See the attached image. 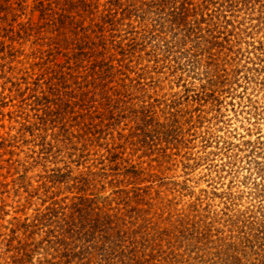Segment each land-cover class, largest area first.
<instances>
[{
	"label": "rangeland",
	"instance_id": "374dc122",
	"mask_svg": "<svg viewBox=\"0 0 264 264\" xmlns=\"http://www.w3.org/2000/svg\"><path fill=\"white\" fill-rule=\"evenodd\" d=\"M6 15L0 264H264V0Z\"/></svg>",
	"mask_w": 264,
	"mask_h": 264
},
{
	"label": "trees",
	"instance_id": "16d2710c",
	"mask_svg": "<svg viewBox=\"0 0 264 264\" xmlns=\"http://www.w3.org/2000/svg\"><path fill=\"white\" fill-rule=\"evenodd\" d=\"M5 7H8V5H5ZM10 7V6H9ZM0 19H3V20H6L7 19V15L5 16V17H2V16H0ZM2 28V30H4L5 32H9V30H8V28L6 27V26H3V27H0V29ZM6 35H8V34H1V32H0V37L1 38H4ZM0 45H2V47H1V49L2 50H0V51H3V46H4V49H6L7 48V44L2 40H0ZM62 83V86L63 85H66L67 84V82H66V84H65V82H61ZM64 87H67V86H64ZM56 89H54L53 91H52V95L54 94V96L58 93H56ZM66 94V96H68L69 95V93H65ZM65 94H60V96L61 97H63V96H65ZM43 98V97H42ZM83 99V98H82ZM112 101H113V99H112ZM47 102H48V104L46 105L47 107H48V110L46 111V113L48 112V114H50V112H53L52 111V104H51V100H47ZM111 103V102H110ZM109 105V104H108ZM61 107V106H60ZM111 113L113 114V112L111 111ZM112 117V116H111ZM47 120V118L46 119H44V121H46ZM64 233H66V239H69V238H71L72 237V239H74V240H76V239H78V240H80L81 238H83L84 236L82 235V234H84L83 233V228L79 225V224H77V222H72V226H70V227H68V228H64ZM85 233H87V232H85ZM83 247V246H82Z\"/></svg>",
	"mask_w": 264,
	"mask_h": 264
}]
</instances>
